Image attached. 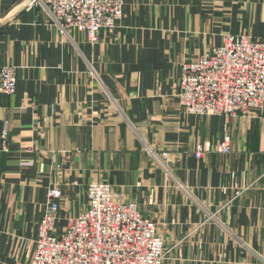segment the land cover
Listing matches in <instances>:
<instances>
[{
  "label": "crops",
  "instance_id": "1",
  "mask_svg": "<svg viewBox=\"0 0 264 264\" xmlns=\"http://www.w3.org/2000/svg\"><path fill=\"white\" fill-rule=\"evenodd\" d=\"M21 1L0 0V68L17 67L16 92L0 90V264L31 260L52 186L61 228L92 181L158 223L164 264H264V110L198 116L177 96L185 61L264 37V0H124L95 43Z\"/></svg>",
  "mask_w": 264,
  "mask_h": 264
},
{
  "label": "built area",
  "instance_id": "2",
  "mask_svg": "<svg viewBox=\"0 0 264 264\" xmlns=\"http://www.w3.org/2000/svg\"><path fill=\"white\" fill-rule=\"evenodd\" d=\"M62 33L77 30L95 43L102 30L115 28L123 16L124 0H38ZM177 96L186 113L198 116L237 117L264 110V37L246 33L227 34L196 60L183 63ZM0 90L14 94L17 71L12 64L0 68ZM9 129L5 123L4 142ZM8 149L7 144L2 148ZM232 150L226 137L215 148ZM212 150L199 143L195 156ZM155 154L153 150H149ZM168 152L160 159L167 168ZM163 158V159H162ZM159 160V158H158ZM87 203L78 214L65 219L60 228L63 192L56 184L48 191V202L38 223L35 250L29 262L16 264H163L165 242L157 224L141 212L138 203L115 195L105 181L86 187Z\"/></svg>",
  "mask_w": 264,
  "mask_h": 264
},
{
  "label": "rangeland",
  "instance_id": "3",
  "mask_svg": "<svg viewBox=\"0 0 264 264\" xmlns=\"http://www.w3.org/2000/svg\"><path fill=\"white\" fill-rule=\"evenodd\" d=\"M38 2V0H22L21 1V4H20V6H22V8H27V7H29L31 4H34V3H37ZM124 5V4H123ZM50 19V18H49ZM52 22V21H51ZM53 24V23H52ZM243 33H245V32H243ZM247 34V33H246ZM223 43V42H222ZM221 45V44H220ZM213 47V46H212ZM211 48V47H210ZM209 49H207L204 53H206L207 51H208ZM203 55V54H202ZM200 57V56H199ZM198 57V58H199ZM197 59V58H196ZM195 59V60H196ZM187 61H190V60H187ZM186 62V61H185ZM16 67V66H15ZM16 71H17V67H16ZM179 88V87H178ZM189 114V113H188ZM192 115H194V114H192ZM246 115H248V114H246ZM221 116H224V115H221ZM225 117V116H224ZM227 118V117H226ZM230 118V117H229ZM150 150V149H149ZM218 151V150H217ZM219 152V151H218ZM198 158V157H197ZM163 159V158H162ZM87 196V195H86ZM122 199V198H121ZM124 200V199H123ZM137 203V202H136ZM84 209V208H83ZM82 209V210H83ZM145 217H147V216H145ZM147 218H150V219H152L151 217H147ZM152 220H154V219H152ZM155 221V220H154ZM156 222V221H155ZM156 224H157V231H158V234L159 235H161L160 234V232H159V230H158V223L156 222ZM162 236V235H161ZM163 237V236H162ZM163 239H164V237H163ZM164 242H165V239H164ZM166 256H167V248H166V245H165V258H166ZM165 262V261H164ZM164 264V263H163Z\"/></svg>",
  "mask_w": 264,
  "mask_h": 264
}]
</instances>
